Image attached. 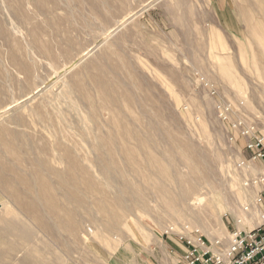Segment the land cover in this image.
<instances>
[{
	"label": "rangeland",
	"instance_id": "374dc122",
	"mask_svg": "<svg viewBox=\"0 0 264 264\" xmlns=\"http://www.w3.org/2000/svg\"><path fill=\"white\" fill-rule=\"evenodd\" d=\"M258 1L0 0V172L5 178L17 180L25 191L22 179L31 177L41 191L35 160H51L58 152L47 138L43 126L50 125L44 123L38 105L47 101L45 106L51 107L58 99L59 111L69 120L60 129L75 142L80 167L100 188H109L101 172L108 167L96 162L101 155L95 137L111 133V110L103 108L94 85L87 86L92 96L88 99L69 94L68 89L59 91L92 62L84 79L91 82L92 74L104 77L107 91L121 102L125 122L133 124L141 139L136 148L129 145L138 152L137 164L123 156L121 165L131 186L148 194L150 212L136 210L123 216L118 229L104 227L109 215L101 207L108 194L85 192L86 206H77L76 212L81 226L74 234L59 225L65 214H53L43 200L39 211L54 232L43 230L36 215L8 203L16 220L36 232L39 247L47 248L49 264H178L166 245L168 240L179 241L182 231L168 232L172 226H192L211 241L227 242L234 228L248 230L261 223L256 206L259 188L245 182L262 166L240 167L248 156L246 143L241 138L230 141L229 123L218 111V104L227 101L238 108L232 121L243 117L264 127V48L249 37L244 21L249 17L264 23ZM22 67L30 70L29 77ZM70 100L77 103V110ZM84 112L99 119L100 125L85 132L80 121ZM12 144L16 155L11 153ZM151 158L169 164L177 184L156 170L149 173L146 165ZM50 167L69 172L67 163ZM147 174L152 182L144 179ZM123 175L116 174L112 187H122ZM49 179L58 201L73 207L64 199L59 178ZM159 186L173 194L190 190L193 205H183L189 214L176 218L158 207L151 189ZM110 197L108 201L114 193ZM7 202L0 190V211ZM246 205L251 211L243 216ZM109 207L113 210L112 203ZM240 216L244 224L238 223ZM102 234L108 236L107 243L99 241ZM116 238L123 243L112 250ZM23 257L24 252L19 253L13 264Z\"/></svg>",
	"mask_w": 264,
	"mask_h": 264
},
{
	"label": "bare ground",
	"instance_id": "6f19581e",
	"mask_svg": "<svg viewBox=\"0 0 264 264\" xmlns=\"http://www.w3.org/2000/svg\"><path fill=\"white\" fill-rule=\"evenodd\" d=\"M94 64L95 62H92L87 67L88 71H82L80 74L76 75L75 78L72 79V83H70V85H63V87H61L59 91L62 92L68 89L69 94L71 92H77L81 96V99L85 97L88 99L92 96H90V91L87 89V86H90V84L94 85V88H98L99 96L96 97H99V99L102 101L103 108L107 107L111 110V133L95 137V148L101 155H99L100 157L96 159V162L101 161L103 166L108 167V169L105 168V170L101 172L106 183L109 185V188H100L96 179L89 176V171L86 169L84 170L80 167L79 163L81 159L80 155L78 154V149L75 145V142L71 139V137L63 134V131L60 129L61 123L65 120L69 122V120L67 119L66 114L59 111L60 105L57 102L58 99L53 102L51 107L45 106L44 102L47 101L41 102L38 105V108L41 111L40 113L43 117V121L44 123L50 125L48 128L46 125L43 127L46 131V135L48 134L47 138L50 140L52 146L54 147L53 151H57L58 155L52 157L51 160H35L37 165L36 175L40 177L39 184L41 187V191H38V187L34 184V179H32L31 177L22 179V184H24L26 187L24 191L18 187L17 180L7 177L5 178L0 172V190L9 200V202L4 204L3 211H0V264H13L15 257L21 252H24V257L22 261L19 262V264H49L50 262V259L48 257L49 252H47V248L44 247L42 249L41 247H39L38 242L35 241L36 232L25 224L20 223L19 220H16L15 215L13 214L8 203H11L13 207L15 206L20 211L25 210L32 215H36L35 219L42 227V229L48 233L54 232V230L52 225L47 222L44 214L42 215L39 211L41 200H43L44 205L50 211H52L53 214L58 215L60 212H63L65 214L64 218L59 217V225L64 230L73 234L78 229H80L81 226L80 220L76 217V212L77 206H86L84 199L86 191L87 193L97 192L101 194H108V196H106L107 198H111L110 196L114 193V198L112 199V201H108L109 199L105 198L102 201L103 206L101 207L103 212H106L109 215V218L106 220V224L104 226L108 229V231H110L111 229L120 228L122 217L132 214L133 211L143 210L145 212H150L148 206V200L150 198L148 197V194L144 190H138L137 188L131 186V181L129 179L127 180L128 174L122 166L124 161V159L122 158L123 156H126L129 160H131V163L137 164L138 152L135 150V148L138 144H140L141 139L135 133L133 124L131 122H125L124 110L121 107V102L119 99L112 97L110 92L107 91L106 85L104 84V77L102 78L101 76L92 74L89 77L92 79L91 82L86 79V76L89 75V71L93 68ZM22 70L28 77L31 75L30 70H28L26 67H22ZM84 77L86 78L84 79ZM70 104L74 109H78L77 103H75L74 101L70 100L69 105ZM56 113H59L61 117H56ZM80 115L82 128L85 132L94 130V124L100 125L99 119L95 120L93 117L86 116L85 112ZM50 127L51 129L49 130ZM18 138L19 137L17 135H14L15 141H17ZM129 145H135V148L131 149ZM15 148L16 145L12 144V155H16ZM44 151H47L46 147ZM53 163L59 165L67 163L69 172L64 173L60 170L50 167V165ZM146 166L149 173H151L152 170H156L160 177L167 179L171 178L173 179L175 184H177L178 181L172 174V169H170L171 167L169 164L165 165L160 160L151 158L150 160H147ZM44 172H46L45 176L43 175ZM123 173L124 175L121 181V183L123 184L122 187H112V183L117 182L116 174L122 175ZM134 173L138 175L140 174L137 171H134ZM49 174L50 176L55 175L59 178V185L65 193L64 199L68 204H73V207L68 205L65 206L62 201H58L55 192L56 189L54 184L50 182ZM144 179L147 182H152L150 174L145 175ZM35 181L38 182L37 180ZM245 185L247 186V182H245ZM34 187L36 188L34 189ZM151 191H155L154 194L158 196V207L167 208L169 210L168 213L173 217L182 219L186 214H189L187 213V210L184 209L185 207H183V205L186 206L189 203L190 196L188 194L191 193L190 190H180L179 192L177 191L176 194H173L166 187L159 186L153 187ZM32 193L35 194V198L31 195ZM27 195H30L32 197L31 201L26 198ZM198 200H200V198H198ZM74 202L76 203V207L74 206ZM127 202H130L131 205L129 206ZM109 203H112L113 210L110 209ZM198 204L199 203H197V206ZM189 205H193V203H189ZM247 206L248 205L243 207V216L245 213L250 214V206H248V211H246L245 209V207ZM243 216H240L239 218L242 219L241 222H243L244 224L245 221L243 220ZM259 218L262 223L260 211ZM201 226L204 227L203 224ZM193 228L195 227H192V229ZM239 229L243 230L245 228ZM175 230L180 231L182 230V228L172 226L170 227L168 232ZM98 239L102 243H107L109 238L108 236L102 234L100 237H98ZM56 240H58L60 244L63 242L64 244L69 245L68 242L61 237H56ZM89 240L90 239L88 237L85 238V241ZM115 240L116 241L114 242V247H112L113 245L111 246L112 250H116L118 248V245L123 243L121 239L116 238ZM215 240L218 239H214V241ZM55 259L56 257H53L51 262Z\"/></svg>",
	"mask_w": 264,
	"mask_h": 264
},
{
	"label": "built area",
	"instance_id": "2783aa9c",
	"mask_svg": "<svg viewBox=\"0 0 264 264\" xmlns=\"http://www.w3.org/2000/svg\"><path fill=\"white\" fill-rule=\"evenodd\" d=\"M213 96L217 92L211 91ZM238 108L227 101L218 104L220 118L229 123L230 141L237 138L245 141L247 160L240 162L241 166L260 165L262 170L250 175L246 179L248 187H258L259 192L256 206L260 211L262 223L248 230L234 228L230 237L225 240H209L201 230L190 226H183L179 235V242L187 246V253L180 258V264H264V127L260 129L258 123H252L243 117L232 121ZM262 127V126H261ZM248 211V206L245 207ZM242 223L241 220L238 222Z\"/></svg>",
	"mask_w": 264,
	"mask_h": 264
},
{
	"label": "crops",
	"instance_id": "0c3cea01",
	"mask_svg": "<svg viewBox=\"0 0 264 264\" xmlns=\"http://www.w3.org/2000/svg\"><path fill=\"white\" fill-rule=\"evenodd\" d=\"M258 3L264 9V0H259ZM239 12H240V9H239ZM228 14H230V13L227 10L226 16H228ZM244 21H245L246 25L248 23V26H247L248 30L247 31H248L249 37L254 39L256 41V43H258L257 46L259 45L260 47L264 48V43H263V41H264V23L258 22L255 19L249 18V17H246L244 19ZM225 23L232 26V24L228 18H225ZM262 55H264V52ZM166 246H167L168 250L171 252V254H173V256L177 259V261H178V259L180 260V258H182L187 253V250H188L187 246L184 245L183 243L179 242V241L168 240ZM178 264H180L179 261H178Z\"/></svg>",
	"mask_w": 264,
	"mask_h": 264
}]
</instances>
